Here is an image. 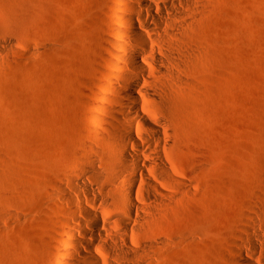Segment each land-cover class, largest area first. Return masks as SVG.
Masks as SVG:
<instances>
[{
	"label": "rangeland",
	"instance_id": "rangeland-1",
	"mask_svg": "<svg viewBox=\"0 0 264 264\" xmlns=\"http://www.w3.org/2000/svg\"><path fill=\"white\" fill-rule=\"evenodd\" d=\"M123 2L0 0V264L55 260L65 171L84 175L94 158L108 182L111 41ZM200 2L197 67L168 119L167 153L189 191L168 179L173 197L149 228L168 244L154 245L148 264H237L239 249L264 264V0Z\"/></svg>",
	"mask_w": 264,
	"mask_h": 264
},
{
	"label": "bare ground",
	"instance_id": "bare-ground-1",
	"mask_svg": "<svg viewBox=\"0 0 264 264\" xmlns=\"http://www.w3.org/2000/svg\"><path fill=\"white\" fill-rule=\"evenodd\" d=\"M122 5L111 41L115 72L107 124L115 143L108 182L101 183L94 158L85 162L84 175L68 178L71 173L65 171L56 181V196L69 207L56 205L65 220L50 264H148L154 245L168 244L161 235H149L150 226L163 218L162 206L173 197L166 190L168 179L178 190L189 191L186 182L175 178L177 164L167 153L175 142L168 119L176 105L172 98L190 86L187 74L197 67L200 48L192 40L203 6L200 0H124ZM5 125L16 126L10 118ZM86 179L101 196L90 192ZM248 218L246 228L253 230L254 220ZM235 253L237 264H254L240 249Z\"/></svg>",
	"mask_w": 264,
	"mask_h": 264
}]
</instances>
